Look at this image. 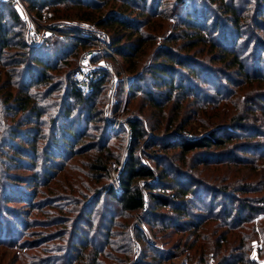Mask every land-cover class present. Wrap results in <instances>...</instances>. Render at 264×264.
<instances>
[{
    "label": "trees",
    "instance_id": "trees-1",
    "mask_svg": "<svg viewBox=\"0 0 264 264\" xmlns=\"http://www.w3.org/2000/svg\"><path fill=\"white\" fill-rule=\"evenodd\" d=\"M122 1L124 4H129V6L138 4V2L146 6L144 4L147 2V0ZM187 1L176 0V3L178 5L186 3L187 5ZM207 1H209L208 5L213 4L215 9L219 8L221 10V14L224 16V22L221 27L218 25L221 17L217 13L215 14L214 11L213 20L209 23L208 11L210 9L208 7H205L204 15L201 18L198 17L194 10L187 15L182 23L188 31L194 30V33L200 34L198 36L195 35L197 39L194 45L198 44L197 42L208 43L210 48H213L215 52H218L217 55L222 57L225 68L231 69L235 77L242 80V85L247 83L248 94L251 95L246 98V108L250 112L249 116L254 112L264 111V38L259 37L256 32L261 31L264 33V0H252L255 5H252L250 12L249 9H244L243 7L248 6L249 3L252 4L249 0ZM99 3L96 0H28L31 10L41 18L43 9L48 10L60 5L70 4L92 9H88L91 13H84L78 19L93 21L103 27L117 26V28L132 31L139 29L138 19L128 20L117 12L111 13L109 11L104 17L101 18V14L99 15L100 17H97L94 12H97ZM156 4H158V0L152 1L151 5L154 7ZM189 17H192V19ZM52 19L54 20V18ZM228 26H230L231 30L227 29ZM186 29L185 31H187ZM204 32H209L208 36L210 37L206 38L203 35ZM121 36L111 39L110 45L117 54L126 59L129 57L127 50H130L129 53L137 51L139 45H127L126 48L120 47L118 44L122 40ZM140 40L141 38L137 41ZM81 44L82 41L74 39H48L40 44L30 45L26 40L24 27L11 5L0 2V111L5 119H9L5 125H14L7 132L8 144L2 146L12 151L10 160L17 168L23 165L35 167L36 162L39 160L42 164L40 170L36 169L29 180L23 181L21 177L14 175L7 177L10 182L7 181V186L1 194V246L4 245L7 248H15L21 251L24 248V244L19 243L18 238L16 239L18 228L16 223H19L22 228L28 226L27 221L20 215L22 213L12 212L14 209L8 204L18 203L21 206H28L33 201L34 189L39 179L42 181L40 184L45 186L52 179L48 175H52L56 168H62L67 160L83 150L77 148V145L86 136L85 130L83 131L82 126L79 125L80 114H76V117L71 114L75 110L76 104H79L84 106L82 111L86 108V119L93 115L95 99L101 93L108 75L105 74L96 81L94 89L90 93H82L76 90L71 79L66 78L64 82L65 96L62 97L60 107L54 118H50L52 120V128L48 133L42 134L39 127L36 126L43 125V117H48L46 115L48 110L56 106L55 102L43 103L56 89V87L48 85L51 77L50 72L59 70L60 68L58 67L64 64H61L62 58L64 56L67 57L72 50L75 51ZM194 45L188 47V49ZM10 49L14 50L13 54L8 53ZM182 50V47H178V51ZM159 51L158 58L161 57L162 61L151 64L144 72L149 74L150 87L143 89V85L141 86L143 76L135 75L129 84L131 97L141 92L148 99L150 106L157 108V110H161V104H166L168 100L172 99L173 95L174 101L172 103H178L177 107L180 106V102L184 97L194 95L195 97L193 98L195 100L199 98L200 95L198 93L194 92L193 94V84H186L183 75L176 71V67L185 68L189 73L195 75L194 77L199 76L200 71L197 69L199 67L194 59L181 55L178 51L168 46L160 48ZM24 59L27 60L25 61ZM175 77H178L177 82H175ZM221 80V82H226L233 88H241L242 86L240 85L241 83L236 84L233 79L222 77ZM221 82L217 83L215 81L213 86L218 94L217 96L220 97L219 101L223 100L224 104H226L227 96L229 94L234 95V89L231 87L224 88ZM184 86L186 87L185 91H183ZM215 86L218 87V90ZM40 87L43 89L39 91L38 88ZM161 89L166 90L163 101L159 99L161 93L154 95V92H159ZM70 101L73 102L71 106L68 103ZM249 116L243 117L241 113L240 115H233L229 119L230 125H216L215 127L211 125L206 133L199 136L183 137L181 134L185 125H176L171 135L164 136L162 139H156V136L149 135L147 140L144 139L146 131L141 120L136 117L127 120V132L130 139L125 160L118 172L119 192H115L110 183H107L108 166L111 162L110 159L113 158L108 141L109 136L115 135H111L110 124L104 125L105 131L101 134L100 141L96 147L94 145L88 146L89 149L94 150L96 148L97 152L94 157L87 160V163L84 164V168L87 170L82 172L83 178L90 180V182L102 183L103 185L100 184V187L96 186L91 190L88 187L89 185H85L84 181L79 182V186L85 191H91L90 197H92L82 205V213L86 217H90L93 207L103 194L109 202L116 205V211L113 209L109 211L110 207H108L101 213L102 215L96 223V228L100 232L97 236L104 238L103 244L94 245L96 235L93 236L90 242L86 239L85 244L80 248L79 254L81 255L88 245L90 248L88 253L83 255L86 261L82 259L79 264H114L128 260L129 248H124L123 243H109V239L116 216H129L134 212H143L145 222L148 223L149 219L152 218L160 226L174 230V233L186 230L190 232L183 241L184 243H180V245L184 246L183 250L178 251L179 244L173 245L171 250L167 252L157 253L153 250L151 260H155V262L170 261L174 257L184 254L185 250H187L194 251L198 262L202 264L203 256L209 250V243L208 246L203 243L206 237L200 235V231L204 230V226L201 225L208 220H213L215 222L212 231L213 241L211 242V246L213 244V255L217 257L222 247L226 251L216 264H253V261L247 257L249 252L248 247H246V241L249 238L247 228L253 231V227H248V224L255 217H264V194L255 198L246 196V194L256 192V190L250 189L249 183L244 181L247 179L246 177H236V172L227 173V176L214 175L213 181H219L217 183L227 182L230 178L231 182L229 181L223 185L214 184L213 188H211L200 179L178 171L174 165V159H171L174 155L163 157V155L156 154L153 159H150L155 165L150 166L144 164L136 152L140 142L144 140L145 144H143L146 147H154L161 142L162 144L159 148L163 151L177 149L178 160L182 163L185 162L186 156L190 154L187 161L191 162L194 167L196 165L218 167L228 164L232 168L248 164V155H264V125L252 126L253 124L248 123L252 118ZM12 120L16 121L11 124L10 121ZM77 121L78 123H76ZM22 127L24 128L21 129ZM159 127L160 125H153L149 128L158 130ZM171 128V125L165 126L166 131ZM5 129H7V126L3 128V130ZM15 138L17 142L13 141ZM40 140H44V144H40V147H37ZM115 149H119V144L115 145ZM168 159L171 160L164 166V162ZM157 169H159L158 174L156 173ZM78 179L80 180L81 178ZM22 182L27 183V188L21 187V189L18 187V183ZM202 188L212 194V198L206 208L201 205L203 204L202 202H205L201 198ZM71 190L75 191V189ZM167 190L170 193H165ZM70 194L72 195V193ZM65 195V198L60 199L62 201L58 202L57 199L53 201L56 204L61 202L64 205L72 204L70 197H67L68 194ZM78 195L77 197H84L81 192H78ZM218 197L221 198L220 202L217 201ZM75 203L77 202L75 201ZM45 206L51 205L47 204ZM30 207L36 209L39 206L33 203ZM158 210H167L171 212L172 216H166L164 213H159ZM5 223L9 226H4ZM9 227H12L11 233L13 234L12 238L7 240L2 238V234L5 228ZM221 228L224 229L220 231ZM229 234L231 235L229 236ZM130 238L131 235H128V239ZM73 244L74 242L71 245ZM108 245L110 249L105 252ZM115 251L125 252L126 255L122 259H117V256L114 255L116 254ZM77 258L78 255L75 260ZM11 259L17 261L20 257L14 253ZM51 260L52 258L47 261L50 262ZM57 260L58 258H55L51 264H56ZM63 262L64 264H72L73 261L68 256L67 258L63 257Z\"/></svg>",
    "mask_w": 264,
    "mask_h": 264
},
{
    "label": "rangeland",
    "instance_id": "rangeland-1",
    "mask_svg": "<svg viewBox=\"0 0 264 264\" xmlns=\"http://www.w3.org/2000/svg\"><path fill=\"white\" fill-rule=\"evenodd\" d=\"M96 1L100 2L98 10L96 9L97 12H94L97 17H100L99 15L101 14L102 18L109 11L111 13L117 12L128 20L138 19L139 29L137 31H132L120 29L117 28V26L103 27L97 25L93 21L78 19L79 16L84 13H91L88 10L91 8H81L70 4L60 5L48 10L43 9L41 11V16L45 20L42 21L40 18L42 22L59 28V31L63 33L78 34L79 38L66 36L64 39L79 40L82 41V44L75 51L72 50L73 52L71 51L67 57L64 56L62 58L63 61L61 64H64L58 67L60 68L59 70L50 72L51 77L48 85L56 87V89L47 100L43 101V103L55 102L56 106L48 110L46 113L48 117H43V125H36L40 129V133L46 134L52 128V120H50V118H54L60 107L61 99L65 96V79H71L72 72L80 66L81 62H87L90 67L108 66L109 70H100L103 75L106 74L108 77L101 93L95 99L92 111L93 115L86 119V108L82 111L84 106L79 104H76L75 110L71 114L75 117L76 114H80L78 119V121L80 120L79 125L82 126L83 131L85 130L86 136L77 145V148L83 150L67 160L62 168L59 169L58 167L52 175H48L52 179H50L45 186L40 184L42 181L39 179L34 189L35 195L33 201L28 206H21L18 203L8 204L14 209L12 212L22 213L20 215L27 221L28 226L22 228L19 223H16L18 227L16 239L18 238L19 243L24 244V248L19 251L15 248H7L4 245H0V264H51L55 258H58L56 264H64L63 257L67 258L68 256L71 257L73 261L72 264H79L81 260L84 259L83 255H86L90 248L88 245L82 251V254H79L80 248L85 244L86 239L90 242L93 236L96 235L94 245L99 246L103 244L104 238L97 236L100 232L96 228V223L100 220L101 213L108 207H110L109 211L112 209L116 211V205L109 202L107 197L103 194L93 207L90 217H86V215L82 213V205L92 198L90 197L91 191H85V189L79 186V182L84 181V183H86L85 185H89L88 187H90L91 190L96 186L100 187V184L103 185L102 183L90 182V180L83 178L82 172L87 170L84 168V164L87 163L88 159L94 157L97 152L96 148L93 150L89 149L88 146L94 145L96 147L100 141L101 134L105 131L104 125L107 123L111 125V135H115L109 136L108 141V146L113 154V158L110 159L111 162L108 166L107 183H110L115 192H119L118 188H116L117 190L114 188V183L118 181V172L125 160L128 141L130 139L129 133L127 132V120L134 117L140 119L146 131V137L144 139L147 140L149 135L153 137L156 136V139H162L164 136L171 135L176 125H185L184 131L181 134L183 137H193V135L199 136L206 133L211 125H213V127L216 125H230L229 119L233 117V115H240L241 113L244 117L250 114L246 108V98L251 96L248 94L247 83L242 85V80L235 77L231 69L225 68L222 57L217 55L218 52L210 48L208 43L197 42L198 44L194 45L197 39L195 35L198 36L200 34L194 33V30L188 31L186 26L182 23L187 15L194 10L198 17L201 18L204 15L205 7H208L210 9L208 11L209 23L213 20V13L215 12V14L217 13L221 17L218 24L221 27V24L224 22V16L221 14L219 8L215 9L213 4L208 5L209 1L207 0H188L187 5L186 3L184 5H178L176 0H158V4L154 5V7L151 5L154 0H147L146 4H144L146 6H143L141 2L129 6V4H124L122 0ZM249 2H252V4L249 3L248 6L243 7L244 9H249L250 12L252 5L254 6L255 4L252 0H249ZM217 9L218 11H216ZM52 18H54L55 22H53L54 20ZM189 18L192 19V17ZM185 29L187 31H185ZM227 29L231 30L230 26H228ZM256 32L259 37L264 38L263 32ZM204 33L203 35H205L206 38L210 37L208 36L209 32ZM84 34L93 37V39H95L94 42H90L86 38L84 40L80 37ZM120 36L122 37V40L118 44L120 47L126 48L127 45H139L137 51L129 53L130 50H127L129 57L126 59L117 54L110 45L111 39H116ZM139 37L141 40L137 41L140 39ZM54 39L62 40L56 37ZM101 45L103 47H101ZM192 45L194 46L188 49V47ZM164 46H168L175 51H178V47H182L183 50L178 52L181 55L193 58L198 64L199 68L197 69L200 71V74L196 77L185 68L180 69L176 67V71L183 75L186 84H193V94L194 92L196 94L198 93L200 97L196 98V100L193 98L195 97L194 95L184 97L180 102V106L177 107L176 105H178V103H172L174 101L173 95L172 99L168 100L166 104H161V110H157V108L150 106L148 99L141 92L131 97L129 84L135 75H141L143 76L141 82V86L143 85L142 88L148 89L150 87L149 83L151 80L149 74L144 72L151 64L162 61L161 57L158 58V53H160V48ZM13 51L14 50L10 49L8 53L13 54ZM107 51L111 52L108 53ZM222 77L233 79L236 84L241 83V88H233L226 82H221ZM175 78V82H177L178 77ZM125 80L126 83H124ZM206 80H208V82H206ZM215 81H217V83L221 82L224 88L231 87L234 89V95L229 94V96H227L226 104H224L223 100L219 101L220 97L217 96L218 94L213 86V82ZM215 88L218 90L217 86H215ZM42 89V87L38 88L39 91ZM185 90L186 87L184 86L183 91ZM165 91V89H161L159 92H154V95L156 96V94L161 93L159 99L163 101ZM244 97L245 99H243ZM68 103L69 106L73 104L72 101ZM263 112L264 111H258L252 113V115L249 116L252 118L248 123L251 125L253 124L252 126L255 127L258 126V124L264 125ZM7 120L9 119H5L3 113L0 111V207L2 206L1 194L7 186V181H9L7 179L8 176L14 175L21 177L23 181L29 180L36 169L40 170L42 166L40 160L36 162L35 167L23 165L17 168V166L13 165L10 160L12 151L2 146L8 144L9 139L7 137V132L10 130V127L14 126L5 125ZM14 121L16 120H12L10 123L13 124ZM78 121L76 123H78ZM113 121H120L116 128L111 124ZM153 125H160V127L158 130H151L149 127ZM166 125H171L172 128L166 131ZM5 126H7V129L3 130ZM23 128L24 127L21 129ZM13 141L17 142V139L15 138ZM143 143L144 140L140 142L136 152L144 164L154 166V162L150 159H153L156 154L163 155V157H171L174 155L171 159H174V165L178 171H182L189 176L200 179L211 188H213L214 184L223 185L229 181L231 182L230 178L227 182L217 183L219 181H213L214 175L227 176V173L236 172V177H246L247 179L244 181L249 183L250 189L256 190V192H251L246 194V196L255 198L264 194V155H248V164H242L232 168H230L231 166L228 164H223L218 167L213 165H196L194 167L191 162L187 161L190 154L186 156L185 162L182 163L178 160L179 155L177 149L163 151L159 148L162 144L161 142L154 147H146L144 145L145 143ZM40 144H44V140H40L37 147H40ZM117 144H119V149H115V145ZM171 159H168L163 165L166 166ZM25 161L27 160L25 159ZM118 162L120 165H118ZM156 173H159V169H157ZM78 178L81 179L79 180ZM18 184L19 188H27L26 182ZM71 189H75V191ZM205 190V188H202L201 191V198L205 201L201 204L203 208L208 206V202L212 198V194H210L208 190ZM78 192L83 193L84 197H77L79 196ZM70 193H72V195ZM165 193H170V191L167 190ZM65 194H68L67 197H70V202L72 204L64 205L63 202L56 204L55 201H53L54 199H57L58 202L62 201L60 199L65 198ZM74 198H76V200L73 201ZM75 201L77 203H75ZM217 201L220 202L221 198L218 197ZM33 203L34 205L37 204L39 207L36 209L31 208L30 206ZM47 204L51 206L46 207L45 205ZM18 208L19 210L17 211ZM158 212L164 213L166 216H172L171 212L167 210H158ZM202 213L205 215L204 212ZM143 214V212H134L129 216H116L114 219V227L111 230L109 243H123L124 248H129L128 260L120 263L113 262L114 264H200L194 251L191 252L187 250H185L184 254L178 255L170 261L158 263L155 262V260H151L153 250L157 253L163 251L167 252L171 250L173 245L177 244H179L178 251L183 250L184 246L182 244L180 245V243L188 237L190 232L186 230L184 232L174 233V230L160 226L159 223H155L154 221L156 220H152V218H150L147 223L145 222ZM92 223L93 225H91ZM214 225L215 222L213 220H208L201 225L204 226V230L202 232L200 231V235L206 237L203 243L207 246L209 243V250L204 254L202 264H216V262H219L223 253L226 252L222 247L217 257L213 255V244L211 246V242L213 241L212 231ZM4 226L9 225L5 223ZM248 227H253V231L247 228V235H249L246 241V247H248L249 250L247 257L253 261V264H264V217H255L248 224ZM223 229L224 228H221L220 231ZM11 232L12 227L5 228L2 238L10 240L13 234ZM128 235H131L130 239H128ZM230 235L231 234H229V236ZM73 242L74 244L71 245ZM109 249L110 246L108 245L105 252L109 251ZM115 252L116 254L114 255L117 256V259H122L126 255V253L122 251ZM14 253L20 257L17 261L11 259ZM77 255L78 258L75 260ZM51 258L52 260L48 262L47 260ZM139 261L141 262L139 263Z\"/></svg>",
    "mask_w": 264,
    "mask_h": 264
},
{
    "label": "built area",
    "instance_id": "built-area-1",
    "mask_svg": "<svg viewBox=\"0 0 264 264\" xmlns=\"http://www.w3.org/2000/svg\"><path fill=\"white\" fill-rule=\"evenodd\" d=\"M0 2L11 5L20 23L24 27L26 40L30 45H37L48 39H54L55 37L59 39H64L66 36L79 38L78 34L63 33L59 31V28H55L51 24L42 22L45 21L44 18L35 15L29 7L28 0H0ZM80 37L84 40L86 38L90 42H94L95 40L87 34L81 35ZM101 47L103 46L101 45ZM107 52L110 53L111 51ZM100 70H109V67L106 65H103V67H90L87 62H81L80 66L71 74V81L74 88L82 93L92 92L95 82L103 76ZM124 83H126V80ZM119 123L120 121H113L111 124L114 128H116ZM114 188H118L119 190L118 181H115Z\"/></svg>",
    "mask_w": 264,
    "mask_h": 264
}]
</instances>
